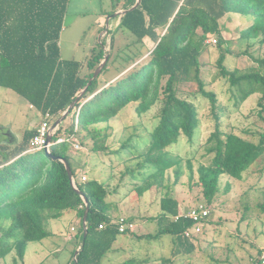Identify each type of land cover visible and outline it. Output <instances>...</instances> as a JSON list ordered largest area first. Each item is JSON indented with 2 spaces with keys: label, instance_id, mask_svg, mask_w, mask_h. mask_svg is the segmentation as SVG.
Returning a JSON list of instances; mask_svg holds the SVG:
<instances>
[{
  "label": "trees",
  "instance_id": "obj_1",
  "mask_svg": "<svg viewBox=\"0 0 264 264\" xmlns=\"http://www.w3.org/2000/svg\"><path fill=\"white\" fill-rule=\"evenodd\" d=\"M69 2L0 0V86L14 89L32 106L43 113L53 114V122L87 86L67 114H71L74 120L73 130L60 126L53 137L51 152L69 162L78 189L90 202L88 232L85 236L86 202L73 186L66 163L60 158L49 157L44 150H31L30 140L37 128L31 129L24 133L12 153L0 159V258L15 251V260H23L29 242L53 235L47 228L49 220L61 218L66 211L74 210L81 219L77 233L81 243L80 249L75 248L72 252L74 257L79 250L75 254L76 261L71 264H101L117 236L122 234L110 215L108 185L96 178L83 181L81 175L86 173L85 165L74 167L70 144L57 142V137L63 133L75 135L83 145L87 138H91L93 152H113L108 143L109 126L100 127L99 124L109 123L129 104H133L137 114L142 115L159 102V121L149 132L147 141H143L147 149L142 152L135 149L145 158L139 165L140 170H153L142 183L136 184V188L140 195L154 185L167 188L161 198L160 220H167L169 216L172 219L161 224L157 234H181L187 240V249L193 250L194 245L189 241H194L185 236L193 220L173 218L181 211V204L164 184L169 168L175 167V182H179L183 174V158L172 155L168 148L178 143L182 136L190 140L194 138L200 116L196 104L188 96L200 94L210 101V112L215 121L206 147L207 153L213 156L208 165L198 167L197 181H194L191 159H188V165L191 182L202 187L208 203L213 202L220 191L222 176L242 178L264 153V132H258L260 137L255 141L223 129L222 116L227 106L221 103L214 90L207 89L201 59L208 48L207 39L217 36L221 49L217 58L219 75L229 81L236 104L260 93L261 114L264 111V0H142L139 7L112 18H120V23L106 32L111 36L112 44L109 59L92 80L95 70L108 55L105 51L107 41L102 40L98 50L94 47L85 61L62 57L60 37ZM135 3L136 0H126L123 8H131ZM114 12L115 9L109 14ZM228 13L253 19L240 34V40L247 43L242 53L252 56L255 61L252 66L230 69L226 65L231 48L230 42L223 37L220 20ZM120 30L134 34L141 46L147 37L154 41L146 62L134 64L136 59L133 56H142V51L137 47L135 52L130 43L126 45L127 57L120 55L122 49H118L113 57V36ZM225 42L229 45L227 49L223 48ZM252 48H257V56L251 52ZM119 57L130 64L101 85L104 72ZM82 133H85L83 137ZM132 138L121 146L131 145ZM127 233L134 234L136 230ZM261 252L262 249L253 264ZM161 261L164 263L169 259Z\"/></svg>",
  "mask_w": 264,
  "mask_h": 264
},
{
  "label": "rangeland",
  "instance_id": "obj_2",
  "mask_svg": "<svg viewBox=\"0 0 264 264\" xmlns=\"http://www.w3.org/2000/svg\"><path fill=\"white\" fill-rule=\"evenodd\" d=\"M125 2L126 0H70L60 37L62 57L85 61L94 47L99 49L102 40L107 41L105 51L109 55L112 47L111 36L104 32L106 17L102 16L117 6H123ZM252 22L251 16L238 13H228L220 20L223 37L230 42L231 51L226 59V65L230 69L255 64L252 56L243 55L242 51L247 48V43L240 40L242 30ZM214 37L211 36L206 41L208 48L201 57L202 75L207 89L214 90L221 103L227 106L222 116L223 129L233 130L258 141L260 137L258 132H264V111L260 114L258 104L260 93L250 95L239 104L235 103L229 81L218 73L217 58L221 49L219 42L215 44L209 42V39ZM113 38L115 47L113 57L118 49H122L120 55L127 57L129 52L126 45L129 43L135 52L137 47H141L142 56H133L136 59L134 64L146 62L148 52L154 46V41L148 37L141 46V43L136 41L137 37L129 31L115 32ZM215 38L218 39L217 36ZM228 46L226 42L223 43L224 49ZM250 50L255 53L254 56L258 55L257 48ZM134 51H131V55L135 53ZM123 60L124 58L119 57L114 64H110V69L104 72L101 85L130 64V61ZM188 98L198 108L200 123L192 140L182 136L178 143L168 148L172 155L183 158V174L179 182H175V167L169 168L164 184L168 185L172 195L179 199L181 211H187L199 203H207L212 209L203 233L196 241H189L194 245L193 250L187 249L189 248L186 245L187 240L181 234H157L161 224H166L172 219V216H169L167 220H160L161 198L167 188L154 185L142 195L136 188V184L142 183L153 170L152 168L140 170L139 165L145 158L138 155L135 149L139 148L141 152L147 149L144 142L159 121L160 102L142 115H138L134 105L129 104L109 123L99 124L100 127L109 126L108 143L112 145L113 152L99 154L93 152L91 138L86 139L81 150L70 149V156L74 162L85 165L88 178L107 181L110 191L107 199L113 204L110 209L112 214L133 220L137 224L136 233L143 235L138 237L137 234H119L118 239L126 243L122 249L124 253L109 252L101 259V264H253L258 253L264 249V153L244 172L242 178L222 176L220 191L213 202L208 203L202 187L194 181L198 179V167L211 162L213 155L207 153L206 147L208 137L215 128V121L211 116L210 101L207 98L200 94ZM43 115L41 110L31 106L30 102L17 91L0 86V159L12 153L11 151L21 143L26 131L37 128ZM60 126L68 127L72 131L74 128L72 115L63 119ZM84 135L85 133H82L81 137ZM130 137H133L132 144L122 147L121 145ZM188 159L192 160L193 182L190 180ZM76 224L77 217L72 211L66 218L49 220L47 228L51 231L58 230L53 237L31 241L26 259L16 261V252L12 251L0 258V264L67 263L71 253L67 234H74L72 226ZM102 245L104 244L97 246ZM34 248L36 250H33ZM94 248L99 251V248ZM75 254L76 252L74 257L72 253L70 255L72 262L76 261ZM32 257L37 260L33 262ZM163 259L169 261L163 263L161 261Z\"/></svg>",
  "mask_w": 264,
  "mask_h": 264
},
{
  "label": "built area",
  "instance_id": "obj_3",
  "mask_svg": "<svg viewBox=\"0 0 264 264\" xmlns=\"http://www.w3.org/2000/svg\"><path fill=\"white\" fill-rule=\"evenodd\" d=\"M209 42H213V44H215L217 43V39L214 37L213 39H209ZM53 118V114L50 112L44 113L42 121L37 126V132L35 136L30 140L31 150L48 149L51 151L53 137L60 127L59 125L56 128H53ZM50 136L52 137V140L49 141ZM57 142L68 143L74 150H81L83 148L80 138L75 135L63 133L57 137ZM81 179L86 181L88 179V175L83 173L81 175ZM211 210L212 209L210 205L207 203H199L193 207H190L187 211H180L173 218L177 220L180 217H185L193 220V225L185 231V236L190 238L192 241H196L197 237L203 233L206 227ZM114 222L118 225L119 232L122 234L137 229V224L125 216L117 217ZM100 227H102V225ZM256 264H264V249H262Z\"/></svg>",
  "mask_w": 264,
  "mask_h": 264
},
{
  "label": "crops",
  "instance_id": "obj_4",
  "mask_svg": "<svg viewBox=\"0 0 264 264\" xmlns=\"http://www.w3.org/2000/svg\"><path fill=\"white\" fill-rule=\"evenodd\" d=\"M115 9V11H120V10H124V8H123V6H117V7H115L114 8ZM115 13V12H114ZM108 16V17H107ZM102 17H106V22H105V26H104V29H105V33L108 31V29H112V28H115V27H117L118 25H119V23H120V18H118V19H116V18H114V19H112L114 16H112V14L110 15L109 13L108 14H105V16H102ZM102 21V20H101ZM102 25H103V23H102ZM104 32H103V34H104ZM102 34V35H103ZM33 129V128H32ZM35 129V128H34ZM13 137V136H12ZM70 149H71V146H70ZM89 153V152H88ZM9 155V154H8ZM72 159V158H71ZM77 162V161H76ZM76 162H74V160L72 159V163H73V166L74 167H76V168H81V167H83V165H80L78 162H77V164H76ZM85 169V168H84ZM101 181V180H100ZM103 182H105V184L107 183V181H103ZM109 202H111L110 200H108ZM111 208L110 209H112V207H113V204L111 203V206H110ZM73 212L75 215H76V211H74V210H68V211H66L65 213H64V215L62 216V217H64V218H66L67 216H69V213L70 212ZM110 215L112 216V219H116L118 216H115V215H113L112 214V212H111V210H110ZM76 217H77V224L76 225H73L72 227V231H74V234H67L68 236H69V243L71 244V247H70V252L72 253L74 250H75V248L76 249H79L80 248V246H79V243H81L80 242V238H79V235H77V233H78V231H79V228H80V224H81V219H80V217H78L77 215H76ZM133 219V218H132ZM55 229H57V228H55ZM53 232V235L52 236H50V237H53L54 235H55V233H57L58 232V230H54V231H52ZM128 234V233H127ZM130 234V233H129ZM134 234H137V233H134ZM140 234L141 233H138L137 234V236L139 237L140 236ZM124 235V234H123ZM67 236V237H68ZM49 238V237H48ZM46 239V238H45ZM125 241H120L119 239H118V237H117V239H116V241L114 242V244L112 245V247H111V249L107 252V253H109V252H113L112 254H120L121 252L120 251H122V249L123 248H125L124 246H126V245H124V244H126V243H124ZM30 243V242H29ZM29 243H28V246H27V251H26V256H25V259H26V257L28 256V248H29ZM33 250H36V248H34ZM41 251V250H40ZM32 253H33V251L31 252V255H32ZM71 253L69 254V257H68V261H67V263H65V264H71V259H70V255H71ZM122 253H124L123 251H122ZM32 259H33V262L34 261H36L37 260V258H34V257H32ZM20 262V261H19Z\"/></svg>",
  "mask_w": 264,
  "mask_h": 264
},
{
  "label": "water",
  "instance_id": "obj_5",
  "mask_svg": "<svg viewBox=\"0 0 264 264\" xmlns=\"http://www.w3.org/2000/svg\"><path fill=\"white\" fill-rule=\"evenodd\" d=\"M141 2H142V0H136V3L131 8L124 9V10H120V11H116L115 13L112 14V16L123 15V14H125V13H127V12H129L131 10H134L135 8H137V7L140 6ZM108 59H109V55H106L104 57L103 61L101 62V64L99 65V67L95 70L94 75L91 78V80L93 78H95L100 73V71L103 69V67L107 63ZM91 80H90V82H91ZM86 89H87V86L82 90V92L79 94V96L76 98V100L69 106V108L63 113V115L54 122L53 128H56L57 126L60 125L61 121L67 116V114L69 113L70 109L75 105L76 101H78L83 96V94L86 91ZM50 140H52V137L51 136L49 137V141ZM44 151H45L46 155H48L49 157L60 158L62 161H64L66 163L67 170H68V174H69V177L71 179V182H72L73 186L82 194V196L85 199V202H86V211H85V214H84V217H83V226H84V232H85V236H86L87 235V232H88V228H87V218H88V212H89L90 202H89L88 198L78 189L77 184H76V181H75V179L73 177L72 169L70 167L69 162L65 158H63V157L53 155L52 152L49 151L48 149H45ZM78 252H79V250L76 252V254Z\"/></svg>",
  "mask_w": 264,
  "mask_h": 264
}]
</instances>
